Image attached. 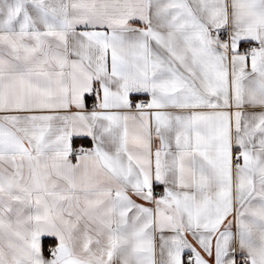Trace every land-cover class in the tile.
Returning a JSON list of instances; mask_svg holds the SVG:
<instances>
[{
	"label": "snow or ice",
	"instance_id": "snow-or-ice-1",
	"mask_svg": "<svg viewBox=\"0 0 264 264\" xmlns=\"http://www.w3.org/2000/svg\"><path fill=\"white\" fill-rule=\"evenodd\" d=\"M0 264H264V0H0Z\"/></svg>",
	"mask_w": 264,
	"mask_h": 264
},
{
	"label": "crops",
	"instance_id": "crops-1",
	"mask_svg": "<svg viewBox=\"0 0 264 264\" xmlns=\"http://www.w3.org/2000/svg\"><path fill=\"white\" fill-rule=\"evenodd\" d=\"M91 103H92V101H91V100H89V101H88V104H89V106H91ZM45 240H48V239H47V238H45V239H44V241H45Z\"/></svg>",
	"mask_w": 264,
	"mask_h": 264
},
{
	"label": "trees",
	"instance_id": "trees-1",
	"mask_svg": "<svg viewBox=\"0 0 264 264\" xmlns=\"http://www.w3.org/2000/svg\"><path fill=\"white\" fill-rule=\"evenodd\" d=\"M51 241L50 240H45L44 243L45 245H47L48 243H50Z\"/></svg>",
	"mask_w": 264,
	"mask_h": 264
}]
</instances>
